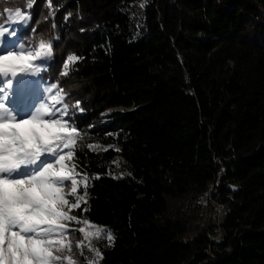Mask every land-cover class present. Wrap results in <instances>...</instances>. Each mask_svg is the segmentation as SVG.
<instances>
[{
	"label": "trees",
	"instance_id": "1",
	"mask_svg": "<svg viewBox=\"0 0 264 264\" xmlns=\"http://www.w3.org/2000/svg\"><path fill=\"white\" fill-rule=\"evenodd\" d=\"M8 7L31 12L48 78L81 103L76 213L112 233L102 264H264V0ZM210 195L221 219L203 217Z\"/></svg>",
	"mask_w": 264,
	"mask_h": 264
},
{
	"label": "snow or ice",
	"instance_id": "2",
	"mask_svg": "<svg viewBox=\"0 0 264 264\" xmlns=\"http://www.w3.org/2000/svg\"><path fill=\"white\" fill-rule=\"evenodd\" d=\"M6 18L10 23L0 25V264H61L62 258L53 253L71 250L67 240L71 232L82 234L76 247L83 255L85 241L91 251V238H101L106 230L70 215L76 209L87 211L81 205L87 203L89 176L71 163L80 133L64 119L68 106L61 98L62 89L49 86L50 95L30 115H18L9 104L16 81L36 75L52 49L41 42V51L34 54L23 44H9L13 38L19 40L20 29L29 28L31 12L17 8L14 15L8 11ZM19 59L24 62H13ZM79 59L69 55L64 68ZM69 184L71 189L65 192ZM73 222L81 226L71 228ZM106 239L113 240L111 232Z\"/></svg>",
	"mask_w": 264,
	"mask_h": 264
},
{
	"label": "rangeland",
	"instance_id": "3",
	"mask_svg": "<svg viewBox=\"0 0 264 264\" xmlns=\"http://www.w3.org/2000/svg\"><path fill=\"white\" fill-rule=\"evenodd\" d=\"M29 4H32V1L29 2ZM28 4V5H29ZM17 8L13 7H8L5 8L2 12H0V25H7L10 23V21L6 18L7 17V12L11 11L14 15L15 10ZM32 20V17H31ZM31 27V23L29 25V28ZM28 28V29H29ZM27 29H20L19 30V40L17 41V38H13V41H8L9 44H14L20 43L23 44L25 48L31 50L34 54L38 51H41L39 49V44L42 41H37L35 42L32 40L28 35ZM44 43V42H43ZM46 45H50V43H45ZM52 49V48H51ZM41 58H43V53ZM52 56L46 59V63H44L41 66V69L39 72L34 75V76H21L15 84L14 91L9 98V104L11 107H13L17 114L20 116H25V115H30L31 112L34 110L36 106H38L41 102L45 100V97H48L50 94L47 92V89L49 86L55 84L58 86L59 89H62L61 93V98L63 100V103L68 106V111H67V116L64 117V119L70 120L72 125L74 126V116L78 115L81 113V103L79 101H75L74 99H68L70 97V94L64 90L59 82L57 80L49 79L48 74H49V65L51 64ZM14 63L20 64L23 63L24 61L22 59L19 60H14ZM36 63H39V59L36 61ZM55 91V90H54ZM77 102H79V105L77 107ZM62 106V105H58ZM114 109H109L106 112L102 113V120L106 121L107 120V114L111 113ZM79 138V136H78ZM77 138V141H78ZM87 139H93L92 136L88 135L86 137ZM86 138H84L86 140ZM77 144V142H76ZM75 144V146H76ZM99 145L97 143L92 144L91 147H98ZM75 152H74V157L71 160V163L76 166V161H75ZM79 170V169H78ZM81 171V170H80ZM71 189V185L69 184L68 187L64 188L63 190L65 192H69ZM81 193H83L84 189L81 187L80 189ZM210 201L213 202V205H210L209 202L206 203L204 201V205H202V214L204 215L203 217L207 219L209 215L213 216L215 213L216 219H221L223 217V212L219 210L218 207V202L213 199V197L210 195L209 196ZM72 199V198H70ZM212 199V200H211ZM73 210L70 212V215L77 216V211ZM80 218V217H79ZM83 219V218H81ZM95 224V223H94ZM96 226H99L95 224ZM81 225H78L76 223H72L70 225L71 228L78 229ZM103 229L106 230L104 235L101 238H95L92 237L90 240L92 250H89L88 247V241H85V247L83 249V255H81V249L76 247V244L78 241L83 239L82 234H80L78 231H73L71 234L67 237V240L71 242L72 247L71 250L65 249L62 252L59 251H54V255L60 256L62 258L61 264H88L89 261L92 262V264H102V246L110 243L106 239V234L107 232H110L108 229L99 226ZM217 238H219L222 234L221 230H218ZM112 235V233H111ZM113 237V235H112ZM99 253V255L97 254ZM85 257L87 259H85Z\"/></svg>",
	"mask_w": 264,
	"mask_h": 264
},
{
	"label": "built area",
	"instance_id": "4",
	"mask_svg": "<svg viewBox=\"0 0 264 264\" xmlns=\"http://www.w3.org/2000/svg\"><path fill=\"white\" fill-rule=\"evenodd\" d=\"M218 207H219V210H220V211H222V212L224 211V206H223V205L218 204Z\"/></svg>",
	"mask_w": 264,
	"mask_h": 264
}]
</instances>
